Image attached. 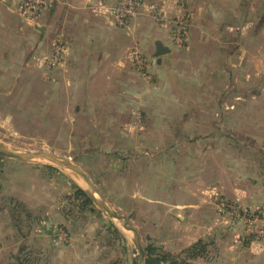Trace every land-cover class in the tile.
I'll use <instances>...</instances> for the list:
<instances>
[{
    "label": "rangeland",
    "instance_id": "1",
    "mask_svg": "<svg viewBox=\"0 0 264 264\" xmlns=\"http://www.w3.org/2000/svg\"><path fill=\"white\" fill-rule=\"evenodd\" d=\"M69 1L76 0H55L46 35L36 33L37 42L31 43L19 36L13 50L21 45L25 52L13 53V63L0 61V143L71 160L137 231L144 252L152 247L184 258L200 240L204 254L189 264H215L226 226L237 227L230 240L239 244L232 247L238 255L239 247L264 242L244 226L250 216L264 224V52L243 51L264 38L203 34L192 24L195 0H134L141 6L122 26L115 25L111 12L124 0H81V9ZM69 10L107 20L122 33L129 48L125 59L133 77L140 78L139 98L115 86L106 91L96 85L90 93L65 80L63 18ZM184 18L185 37L178 39L174 22ZM22 23L32 30L22 21L18 30ZM157 31L166 35L170 55L156 57L153 42L143 37H156ZM57 40L65 48L61 64L47 69L44 58ZM2 48L9 55V47ZM134 48L141 64L131 54ZM246 62L252 64V77ZM148 86L152 92L144 89ZM109 94L118 95L117 111L105 110L102 101L106 107L115 104L107 101ZM74 185L82 190L80 180L56 165L0 156V264L8 253L13 264H52L47 249L83 237L89 223L111 264H131L132 234L93 202L82 209ZM202 214L205 224L213 222L207 229L196 228ZM217 226L223 227L215 232ZM35 233L47 240L39 250L38 242L26 240Z\"/></svg>",
    "mask_w": 264,
    "mask_h": 264
},
{
    "label": "crops",
    "instance_id": "2",
    "mask_svg": "<svg viewBox=\"0 0 264 264\" xmlns=\"http://www.w3.org/2000/svg\"><path fill=\"white\" fill-rule=\"evenodd\" d=\"M69 2L72 7L75 8L78 7L81 9L83 6L81 0ZM195 3L196 5L192 6L194 10V14H192V24L193 26H197L203 34L208 35V30L212 31L211 35L214 37L223 35L231 36V33H234L236 36L242 35L245 38H259V42H262L264 38V0H195ZM52 10L53 7L42 19V26L40 27L44 28L43 32L36 31L35 27L31 28L34 34L32 30H29L23 23V25L21 24L22 27L20 26L18 30V22H20L21 19L13 12L11 7L0 5V61L13 63L16 59L15 56H11L13 53L20 51V53L23 54L25 52V48L22 50L21 45L18 47V50H13L14 47H17L16 43H19V40H16L19 36L23 35V38L28 39L30 41L29 43H31L32 41L34 42V38L37 42V34L41 36L46 35L51 25V23L46 20ZM107 22V20L105 22V20L97 16L85 17L81 11L69 10L67 12V16L63 18L66 40L68 42V56L64 69L66 73L65 80L73 86H84L85 91L90 93L92 92L91 88L96 85L104 86L106 91H108V87L115 86L119 91L125 92L126 90L127 93H132L139 98L141 93L139 87L140 78L137 75L133 77L135 71L132 69V64L128 62L127 57L125 59V51L128 45H126L123 38H121L122 33L119 30L112 29L110 26L108 27ZM209 24H211V28H208ZM20 29L22 34L20 33ZM161 32L162 31H157L156 37L153 36L154 34H152V36L149 34L143 37L149 39L151 43L153 42L154 52L155 44L159 42L163 47L168 49V53L165 55H170L173 50L166 46L168 45L167 37L165 34H160ZM3 46L9 47V55H7L6 51H2ZM243 51L245 53L257 51L264 52V43H260V46L244 45ZM156 62L159 65L160 59H157ZM245 64L246 66H244V69L248 68L250 70L249 77H252L251 62H246ZM59 74L63 75L61 72H59ZM118 89L115 91L118 92ZM144 89L152 92L149 86ZM110 95L111 94L108 95L107 101L110 103L115 102V104L109 107L107 105L106 107V102L102 101L103 104H105V110L113 109L117 111L116 98L118 95ZM139 100L140 99H137L135 103H140ZM95 109L96 107L93 108V110ZM110 113L112 114V112H108L106 115L108 116ZM247 117L251 120V112H247ZM251 128L252 127L249 126V130H251ZM260 145H262V143H260ZM262 165H264V162ZM200 218L201 219L196 222V228L198 229L208 226L206 227L207 229L213 223L210 222L209 225L205 224L203 214ZM209 218L211 219V216H209ZM99 224L101 223L99 222ZM88 225L89 226L84 228L80 233L83 234V237L74 238V241L70 239L69 245L60 249H53V247L50 246L51 248L47 249L49 252L47 255L49 261L51 260L52 264H55L54 262L57 259L62 260L61 264H111L110 258L108 259L105 257L107 253L104 247L105 245L102 244V241H99L102 238H95L93 236L92 224L89 223ZM218 227L223 226H217L215 232H217ZM225 230V236H227V238L225 242L219 241V243H222L223 251H221V247H219V257L215 258V261H217L215 264H264V242L257 243L251 241L248 243V247L241 246L238 248V250H240L238 255L235 253V250L233 251L232 247H237L239 244L233 245L230 240L231 237H233L234 241V237H236L237 234V227L226 226ZM201 233L203 238L204 231ZM80 234L79 236H81ZM221 237L224 236L221 235ZM27 238L26 240L30 241V244L34 245L38 242L36 243V249L38 250L40 249V245L47 241L42 240L38 233ZM229 240L230 242H228ZM30 244L26 245L31 246ZM28 246L24 247L25 251L30 249ZM20 256L21 255L16 257V259ZM4 264H13L9 253Z\"/></svg>",
    "mask_w": 264,
    "mask_h": 264
},
{
    "label": "built area",
    "instance_id": "3",
    "mask_svg": "<svg viewBox=\"0 0 264 264\" xmlns=\"http://www.w3.org/2000/svg\"><path fill=\"white\" fill-rule=\"evenodd\" d=\"M55 0H0V5L11 7L13 12L30 27H38L42 22L45 14L52 9ZM141 4L134 0H124L122 3L114 8L111 12V18L113 19L115 25L122 26L126 25L129 20H131L136 14L138 8ZM186 19L177 20L174 22L175 27H177L175 36L178 39H184L185 37V23ZM165 24L171 23L169 20H164ZM57 40L53 45L52 52L50 56L44 58V64L47 69H52L58 67L61 64V58L65 52V48ZM133 58L135 62L141 64L140 57L138 55L137 49L132 50ZM244 226L246 232L255 233L261 237H264V224L262 219L258 216H250L244 220Z\"/></svg>",
    "mask_w": 264,
    "mask_h": 264
},
{
    "label": "water",
    "instance_id": "4",
    "mask_svg": "<svg viewBox=\"0 0 264 264\" xmlns=\"http://www.w3.org/2000/svg\"><path fill=\"white\" fill-rule=\"evenodd\" d=\"M43 27H35L38 32H43ZM168 53V49L163 47L159 42L155 44V56L161 57ZM0 156H4L11 159H17L20 161H34L40 160L45 161L50 164L56 165L64 170L69 171L73 176L83 183L82 190L88 196V198L99 208L105 212V214L110 218L117 220L121 223L122 228L132 234V259L131 264H144L145 252L140 244V239L137 231L132 228L128 220L119 215L115 210H113L101 194L96 189L92 181L84 174L71 160L58 156L51 152L46 151H30V150H17L10 148L0 143Z\"/></svg>",
    "mask_w": 264,
    "mask_h": 264
},
{
    "label": "trees",
    "instance_id": "5",
    "mask_svg": "<svg viewBox=\"0 0 264 264\" xmlns=\"http://www.w3.org/2000/svg\"><path fill=\"white\" fill-rule=\"evenodd\" d=\"M49 169L54 170V168L51 167ZM73 189H74V197L76 199H81L82 201L81 204L82 209H85L87 207L90 208L93 206L92 201L88 198V196L85 194L83 190H81L75 185ZM204 248H205V243L199 240L184 251L185 253L184 258H180L177 256H172L170 254H158L156 253V250L153 249L152 247H147L145 249L144 264H189V261L191 259H195L197 257H200L202 254H204Z\"/></svg>",
    "mask_w": 264,
    "mask_h": 264
},
{
    "label": "bare ground",
    "instance_id": "6",
    "mask_svg": "<svg viewBox=\"0 0 264 264\" xmlns=\"http://www.w3.org/2000/svg\"><path fill=\"white\" fill-rule=\"evenodd\" d=\"M121 226V225H120Z\"/></svg>",
    "mask_w": 264,
    "mask_h": 264
}]
</instances>
